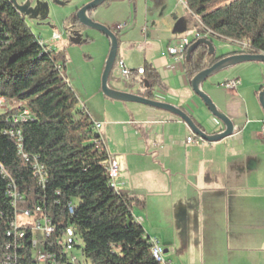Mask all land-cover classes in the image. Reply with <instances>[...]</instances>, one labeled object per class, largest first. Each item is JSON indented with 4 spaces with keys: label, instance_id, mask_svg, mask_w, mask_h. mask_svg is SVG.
Returning a JSON list of instances; mask_svg holds the SVG:
<instances>
[{
    "label": "crops",
    "instance_id": "0c3cea01",
    "mask_svg": "<svg viewBox=\"0 0 264 264\" xmlns=\"http://www.w3.org/2000/svg\"><path fill=\"white\" fill-rule=\"evenodd\" d=\"M151 2L157 8L163 4V0H140L133 8L132 0L109 3V10L113 5L126 9L107 23L132 20L120 26L119 59L132 71L145 62L151 64L162 82V88L154 91L167 94L166 103L189 114L207 134L224 132V125L194 94L186 74L168 73L174 59L167 49L176 39L164 26L179 22L182 9L192 14L178 0L161 19L152 12L148 21L142 18L143 8ZM163 21L167 23L161 25ZM106 43L104 61L110 48ZM228 54L229 49L216 53ZM104 61L97 69L98 83ZM249 63L229 67L201 86L235 126L232 136L214 143L188 144L192 132L180 118L140 104L123 106L127 123H112L106 113L93 115L88 100L81 101L73 85L81 104L101 124L105 149L119 166L117 190L144 202L133 214L146 236L161 242L164 259L171 264H264V112L259 103L264 64ZM232 80L239 81L236 90L221 87ZM154 142L163 151L155 150Z\"/></svg>",
    "mask_w": 264,
    "mask_h": 264
},
{
    "label": "trees",
    "instance_id": "16d2710c",
    "mask_svg": "<svg viewBox=\"0 0 264 264\" xmlns=\"http://www.w3.org/2000/svg\"><path fill=\"white\" fill-rule=\"evenodd\" d=\"M185 6L198 20L197 33L246 42L247 54H264V0H185ZM71 23L84 29L76 17ZM225 57L210 55L209 48L200 45L186 58L187 78L191 81ZM60 58L41 45L10 0H0V97L9 103V109L0 112V257L18 256L10 264L32 263V228L21 229L22 239L17 233L8 236L17 214L28 211L55 229L42 250L54 254L57 264H72L57 247L69 228L75 232V249H81L79 264H160L133 214L144 202L121 194L110 182L111 157L97 122L65 76L66 57ZM143 69L142 76L132 71V83L153 100L162 82L151 64L145 62ZM23 112L30 117L15 122ZM36 165L43 168L42 178L34 171ZM10 185L21 196L15 206L8 196ZM36 208L41 212L36 214ZM8 244L12 249H5ZM17 244H24L26 260L19 257Z\"/></svg>",
    "mask_w": 264,
    "mask_h": 264
},
{
    "label": "rangeland",
    "instance_id": "374dc122",
    "mask_svg": "<svg viewBox=\"0 0 264 264\" xmlns=\"http://www.w3.org/2000/svg\"><path fill=\"white\" fill-rule=\"evenodd\" d=\"M16 1L19 5L25 4L27 1H32L33 3H36L38 1L49 3L50 13L48 19L45 21H41L27 18L26 23L28 27L31 29L32 33L36 37H39L46 43H49L48 48L50 50H53L59 58L61 55H64L66 57V66L64 71L65 76L72 88L74 85V87L77 89L78 95L80 96V99H82L81 101H85V99L88 100L89 109L93 115L98 114L102 116V114L106 113V116L109 119L108 121H112V123L116 124V122H122L120 123V125L123 123H127L128 120L126 114L124 113L123 106L130 105L131 103H122L119 101L111 100L103 95L101 88L102 75L105 70L106 62L110 52L109 48V52L104 61L105 43L107 42L110 45L109 40L100 32L90 29H86L85 31H83V38H88L90 41H80L79 43H76L73 39L72 30L74 24L71 23L72 18L76 17L79 10H81L84 6H86L93 0ZM132 1L134 2L132 4L133 8H135L136 5H138L140 2V0ZM176 2H178V0H163V4L158 8L155 4L151 2L143 8L145 13L144 15H142V18H147V20L149 21L150 19H152V15L150 13L154 12L161 19L164 14L170 10V8L176 5ZM108 8L109 4L104 3L97 10L93 11L92 20L97 24L109 28L115 35L118 36L120 41H122L123 32L119 29V27H122L123 24L128 26L131 19L127 20L126 22L109 24L107 23V20H117L122 16L126 8L123 5H113L112 9L110 10ZM182 12L184 16H181L179 22L174 25L170 24L164 27H168L170 29L172 36H174L176 40H194L195 34L199 26L198 21L193 15H189L187 10L182 9ZM166 23L167 22L164 23L163 21L161 22V25ZM55 37H58V39L55 42L51 43V41ZM213 38L215 40H220L217 37ZM221 42L222 41L214 42L216 53L219 55L223 54L225 49L233 47L232 44L228 45L225 42H222L221 44ZM162 43L164 47H166V41L162 40ZM119 57L120 56L118 55L117 61L120 60ZM59 61H62V59L60 58ZM103 61L104 67L100 75V82L98 83L96 81L97 69H99ZM249 64L257 66V64L263 63L251 62ZM218 74L219 73H217V75H213L211 78H216ZM108 84L114 90L138 96L143 95L145 91V89L137 83L116 80L111 77L109 78ZM170 96L171 94H168V102H170V99L172 97ZM81 101L80 103H82ZM172 116L178 118L175 115ZM18 220L20 223L33 221L21 218V216ZM73 255L80 259L81 249H75L73 251Z\"/></svg>",
    "mask_w": 264,
    "mask_h": 264
},
{
    "label": "water",
    "instance_id": "95a60500",
    "mask_svg": "<svg viewBox=\"0 0 264 264\" xmlns=\"http://www.w3.org/2000/svg\"><path fill=\"white\" fill-rule=\"evenodd\" d=\"M108 0H93L86 6H84L81 10H79L76 18L84 29L78 28V26H74L72 33L73 39L76 43L80 41L86 42L88 38H83V31L86 29L95 30L103 34L107 37L110 42V52L106 62L105 70L102 75L101 88L103 95L111 100L119 101L122 103H133L140 104L144 106H148L150 108L167 112L169 114L175 115L180 118L191 130V132L198 138H200L204 142L214 143L219 142L227 137H230L234 133V124L232 120L223 112H221L217 106L214 104L212 99L202 91L201 86L204 82L210 79L213 75L229 68L232 66H236L243 63L248 62H258L264 64V54L262 55H253V54H230L226 55L225 58L217 62L211 68L201 71L195 77H193L190 81L191 88L194 94L202 100L204 106L208 110V112L219 122H221L225 131L220 134L209 135L207 134L197 123L192 119V117L176 106H173L168 103H162L155 101L154 99H148L143 96H138L126 92H121L112 89L109 84V78L114 66V63L118 57L119 51V39L117 35H115L109 28L97 24L92 20L93 11L97 10L101 5L106 3ZM13 6L17 9V11L23 15L26 19L32 20H41L45 21L49 17L50 6L49 3L46 2H36L27 1L25 4L19 5L16 0H10ZM200 45H206L209 48V54L215 55L216 50L211 41L206 39H199L196 41L194 45H192L188 50L187 60H189L191 53ZM259 103L264 112V90L260 93Z\"/></svg>",
    "mask_w": 264,
    "mask_h": 264
},
{
    "label": "built area",
    "instance_id": "2783aa9c",
    "mask_svg": "<svg viewBox=\"0 0 264 264\" xmlns=\"http://www.w3.org/2000/svg\"><path fill=\"white\" fill-rule=\"evenodd\" d=\"M179 2L182 4V1L179 0ZM121 29V27H119ZM58 39V37H55L52 40V43L55 42ZM199 39H206L211 42H216L220 40H215L210 32H207L205 34H199L196 33L194 40H188V39H181V40H174L170 46L168 47L167 51L169 56H171L174 59V64L171 66V68L168 70V73L170 75L180 76L186 74L185 72V62L188 54V50L191 47V44L193 41H197ZM229 45H233V47L229 48L230 53L238 52L239 54H247L246 51L249 49V46L246 42H227ZM41 45L48 46L49 43L44 42L41 40ZM138 76H142L144 74V69H138L137 70ZM111 78H114L116 80H122V81H128L132 82V70L126 65V63L123 60H116L114 63V66L112 68ZM239 85L238 80H232L226 83L221 84V87H223L227 91L236 90ZM167 94L156 90L154 91V100L162 103H166ZM9 109V103L6 99L0 97V112L6 111ZM30 117L28 112L21 113L16 119L15 122L18 121H26ZM96 130L99 131L101 128V124L96 123L95 125ZM262 140L264 141V122L262 123V130H261ZM202 140L198 137H196L193 133L192 135L187 138L188 144H199ZM152 147L157 150H162L163 147H160L158 143L154 142L152 144ZM109 169L111 171V180L110 182H114V186H116V180L119 175V166L117 162L113 159V162H108ZM34 171L36 172L37 176L43 177V168L41 166L36 165L34 167ZM2 174L6 175L5 171L2 169ZM8 196L14 204L16 205V202L21 199L20 193L18 192L17 188L14 185L9 186ZM41 212L40 208H36L35 213L38 214ZM70 213L73 214V208H70ZM29 219L33 220L31 222H24L20 223L19 218ZM139 220V219H137ZM12 230L9 231L8 236H13V234L18 235L20 239H22L25 235L24 231H21V229L26 228L30 226L32 228V232L34 234V239L32 241V246L35 250L33 254L32 263L30 264H57L55 260L54 254L42 250L46 245V239L54 235L55 229L51 226V224L46 220H38L34 215H32L28 211H24L22 213L17 214L15 221L11 224ZM72 237H75V232L73 230V233L71 236H63L62 238L58 239L57 241V247H60L63 249V253L66 257L69 258L70 262L72 264H79V259L73 255V251L75 250V244H72ZM150 246H153L154 249H156L157 255L160 257H163V264H171L170 262L166 261L164 259V252L165 248L161 244V242L156 238H149ZM20 246V252L21 254L19 257L22 260H26V254H25V246L24 244L19 245ZM6 250L12 249V246L10 244L6 245ZM16 257V256H15ZM13 255L10 254H4V259L0 257V264H10L12 260L17 259Z\"/></svg>",
    "mask_w": 264,
    "mask_h": 264
},
{
    "label": "bare ground",
    "instance_id": "6f19581e",
    "mask_svg": "<svg viewBox=\"0 0 264 264\" xmlns=\"http://www.w3.org/2000/svg\"><path fill=\"white\" fill-rule=\"evenodd\" d=\"M182 1V4L185 3V0H181ZM110 162H113V159H110ZM109 177H110V180H111V171L109 169ZM114 184V182H112ZM141 222V221H140ZM73 233V230L72 229H67V232H66V236H71ZM72 244H74V237H72ZM152 255L154 257V259L160 263V264H163V257H160L159 255H157V252H156V249L153 248L152 246Z\"/></svg>",
    "mask_w": 264,
    "mask_h": 264
}]
</instances>
